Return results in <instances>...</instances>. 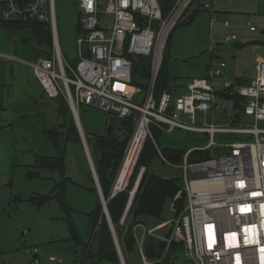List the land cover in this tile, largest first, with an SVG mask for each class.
Here are the masks:
<instances>
[{"label":"built area","instance_id":"1","mask_svg":"<svg viewBox=\"0 0 264 264\" xmlns=\"http://www.w3.org/2000/svg\"><path fill=\"white\" fill-rule=\"evenodd\" d=\"M172 1L165 10L162 0H107L105 6L102 0H77L80 18L75 64L64 59L55 0H0V7L3 22L38 21L50 26L52 56L28 62L50 97L63 95L76 117L82 104L119 118L134 116L124 159L131 144L138 141L136 161L120 188L116 187L118 173L114 182L117 193L128 186L148 138L164 157L153 127L207 136L205 144L188 148L179 164L164 157L169 165L183 171L184 184L174 201L185 195V205L178 211L172 202L171 218L153 228L141 225V248L146 235H154L168 243L183 242L190 264H264V56L257 59L258 72L249 82L224 81L226 62L213 60L206 75L182 86L181 94L176 86L157 97L156 82L168 39L197 0ZM218 2L205 0L198 6L214 13ZM101 15L112 18L109 33ZM215 21L211 18V26ZM224 25L229 26V21ZM236 39L237 35H228L225 42ZM138 56L148 58L151 64L146 86L133 82ZM3 59L16 57L0 53ZM219 97L234 100L233 115L215 117L221 108L216 102ZM196 150H210L216 155L191 160ZM144 171L142 167L131 196ZM166 227L172 228L170 237L158 233ZM38 252V248L28 250L34 255Z\"/></svg>","mask_w":264,"mask_h":264},{"label":"rangeland","instance_id":"2","mask_svg":"<svg viewBox=\"0 0 264 264\" xmlns=\"http://www.w3.org/2000/svg\"><path fill=\"white\" fill-rule=\"evenodd\" d=\"M204 1L197 0L191 5L173 29L166 48V73L170 82L179 87L178 94L182 93V86L194 78L204 76L206 65L212 57L215 61L226 62L224 81L234 82L242 77L249 82L255 77L253 75L258 64L256 58L264 56V0H218L214 13L198 6L199 2ZM55 2L64 59L75 64L78 59L76 38L80 18L78 2ZM106 3L107 0H102L103 6ZM195 10H199L198 13L190 17ZM211 18L216 20L212 26ZM101 19L103 25L109 27L106 29L109 33L112 26L111 16L101 15ZM225 20L229 21V26H224ZM250 26L255 27V31H251ZM234 34L237 35L236 40L224 42L228 35ZM217 42L225 44L218 45ZM38 48L34 26H7L1 20L0 7V53L35 61L40 56ZM21 65L29 67L28 64ZM45 98L36 101L37 116L43 124L41 128L53 129L58 126L61 131L58 136L59 148L54 136L52 138L49 134L48 137L44 135L47 142L45 154L63 152L64 180L59 171L47 167L18 170L21 173L16 174L15 181L11 183L0 180V255L11 258L14 264H36L37 261L38 264L55 263L50 261L51 255L62 258L64 264H111L95 255L99 249L96 237L98 224L96 227L91 214L100 196L93 190L94 177L85 146L83 142L67 139L64 134L66 129L60 126L64 119L57 109L58 101L49 96ZM216 102L221 104V108L215 113L217 119L234 114L233 99L219 97ZM71 115L72 112L68 110V121ZM79 116L87 143L92 141L93 136L104 134L110 120L108 113L83 104L79 107ZM155 137L161 148L177 150L202 145L207 141L205 134L181 129L155 133ZM210 155L213 157L216 153L211 151ZM28 169L33 172L28 173ZM150 170L165 178H178V182L184 184L182 169L169 165L160 153L153 160ZM57 184L64 186L65 204L58 198L60 193L50 194L59 189ZM43 195H49V198L42 200ZM171 207L172 201H168L163 212L164 219L172 217ZM71 225L74 226L78 238L75 237ZM146 225L147 228H153L158 222L150 221ZM142 229L143 227L138 229L139 237H142ZM160 230L158 233L162 234ZM1 244L7 251L2 249ZM35 248L39 249L37 258L33 253H28V250ZM44 251L47 252L45 255ZM177 256L176 264H190L183 250ZM131 264H138L135 256L134 259L131 256Z\"/></svg>","mask_w":264,"mask_h":264},{"label":"trees","instance_id":"3","mask_svg":"<svg viewBox=\"0 0 264 264\" xmlns=\"http://www.w3.org/2000/svg\"><path fill=\"white\" fill-rule=\"evenodd\" d=\"M162 2L165 10L169 7V5H171V3H173L172 0H162ZM198 11L199 10H195L190 17H194V15L198 13ZM3 23L7 26L11 24L15 26H20L22 24L33 25L39 42V48L37 52L40 56L43 57L52 56L53 37L51 28L47 23L38 21H18L12 23ZM78 29L79 27L77 28V30ZM170 38L171 35L168 39V42ZM136 59L137 62L133 66V82L142 86H146V79L150 76L151 64L149 62V59L143 56H138ZM165 60L166 56H164L162 67L160 69V73L156 82L155 93L157 97H160V95L164 91H174L176 88V85H173L170 82L168 74L166 73ZM241 79L242 78H240L239 80ZM242 81L247 82L245 80ZM54 99H56L59 103L57 109L59 111V114L64 119L63 125L61 124L60 126H64V128L66 129L64 134H66L67 139L75 140L77 142L79 141L82 143V139L73 113L69 121L66 118L67 111L69 110L70 112H72L67 100L63 95L55 97ZM58 128L59 127L57 126L54 129L48 130L47 134H49L51 137L55 136L57 133L61 134ZM133 130V115L126 118H119L116 115H110V120L107 124L105 133L102 135H95L92 137L91 142L88 141V145L90 147V151L92 153L99 177V182L101 184L105 198L109 199V213L126 264H131V256H133V259L134 256L137 258L138 264H146V262L149 264H176V261L178 259L177 253L182 250L184 251L183 242L172 240L170 243H168V241L157 236L146 235L141 248L138 241V229L143 226L147 228V222L157 221L158 224H160L168 220L163 218L164 208L168 201L174 202L178 211H181L184 208L186 201L185 195H183L182 198L174 201V197L177 191L182 186L178 182V178H165L150 170L153 160L159 156L158 148L151 138H148L143 146L128 186L124 190L119 191L111 197V191L121 168L122 161L125 155V149L129 143ZM53 131L54 134L52 133ZM153 132L155 136V133L163 131H161L157 127H153ZM155 140L158 143L157 137H155ZM158 146L164 157L170 162L176 164L182 162L184 153L187 150L161 148L159 143ZM210 152V150H196L191 154V160L207 159L211 157ZM38 162L40 165L43 164L52 168L58 167L62 172L64 171V157L63 152L61 151L58 152V156H56L55 158H41ZM142 167H145V171L129 205V201L131 199V191L136 183ZM93 190L97 191L95 187L93 188ZM64 192L65 190L63 188V190L60 191V195L58 197L63 204H65ZM48 198L49 195H43L41 197L42 200ZM127 208L128 211L126 217L124 221H122ZM91 216L96 227L98 224V227L96 229V237L98 238L99 249L95 255H97L100 259L108 260L111 264H122L110 224L103 212V203L100 199L98 200L97 206L93 210ZM71 228L75 234V237L78 238L73 225H71ZM161 230L160 232L162 233V235L166 237H170L172 234V228L170 227H166Z\"/></svg>","mask_w":264,"mask_h":264},{"label":"crops","instance_id":"4","mask_svg":"<svg viewBox=\"0 0 264 264\" xmlns=\"http://www.w3.org/2000/svg\"><path fill=\"white\" fill-rule=\"evenodd\" d=\"M224 42H217V44L223 45ZM13 56L16 57V55ZM258 58L259 56L256 58V61ZM213 60L212 57L206 65V73ZM28 62L30 61L19 57H16V59L0 60V180L4 179L11 183L15 181L16 174L18 175L19 172L21 173V171L18 170H23L27 167H47L53 171L57 170L63 175L64 180V171L62 172L58 167L52 168L43 164L40 165L38 162L41 158H55L58 156V153L55 155L45 154L47 142L44 135L48 137L47 131L51 129L41 128L43 124H41L40 118L37 116L36 101L38 102V99L44 100L46 99L45 96L48 97L49 95H47L41 81L34 75L33 69ZM22 63L25 65L28 64L29 67L21 65ZM257 72L258 69L256 65L253 76H256ZM79 121L81 123L80 116ZM56 127L57 126L54 128ZM58 130L60 131L59 128ZM59 135L60 133H57L54 136L58 148ZM91 157L93 159L92 153ZM29 172H33L32 169H28V173ZM93 177L95 188L99 194L94 174ZM57 187L59 189L56 188L57 190H54L50 194L56 195V193H60L64 188L62 184H57ZM142 232H144V229H142ZM1 247L7 251V248L3 244H1ZM46 253L47 252L44 251V255ZM38 256L39 252L34 255L35 258ZM53 256L54 255H51L49 257L51 262H55L51 264H64L62 258L56 257V259H52L51 257ZM0 262L4 264H14L11 258L1 257V255ZM36 264H38V261Z\"/></svg>","mask_w":264,"mask_h":264},{"label":"water","instance_id":"5","mask_svg":"<svg viewBox=\"0 0 264 264\" xmlns=\"http://www.w3.org/2000/svg\"><path fill=\"white\" fill-rule=\"evenodd\" d=\"M74 115V114H73ZM74 118H75V121H76V125L78 127V130H79V133L81 135V139H82V142L85 146V149H86V153L89 157V160H90V163L92 165V170H93V174L95 176V179H96V184H97V188H98V191H99V194H100V199L103 203V212L104 214L106 215L107 219H108V222L110 224V227H111V231L113 233V236H114V239H115V243H116V246H117V249H118V253H119V257H120V260H121V263L122 264H126V261H125V258L123 256V253H122V249H121V246L119 244V240H118V237H117V234H116V231H115V228H114V225H113V222H112V219H111V216H110V213H109V209H108V201L109 199H106L105 198V195L103 193V190H102V187H101V184L99 182V177H98V174H97V170L95 168V165L93 163V159L91 157V153H90V150H89V147H88V144H87V141H86V137H85V133L83 131V128H82V125L79 121V117H76V115H74ZM117 193V191L115 190V184L112 188V191H111V197L114 196L115 194ZM134 196V195H133ZM133 196H131V199L129 201V205L133 199ZM129 207V206H128ZM127 211H128V208L126 210V213L123 217V219H125L126 217V214H127ZM124 221V220H123ZM148 264V263H147Z\"/></svg>","mask_w":264,"mask_h":264},{"label":"bare ground","instance_id":"6","mask_svg":"<svg viewBox=\"0 0 264 264\" xmlns=\"http://www.w3.org/2000/svg\"><path fill=\"white\" fill-rule=\"evenodd\" d=\"M137 145H138V141L133 142L126 154V157L123 161L122 167L120 169V172L117 178V182H116L117 188L124 186L126 182L128 181V178L131 174V171L136 161Z\"/></svg>","mask_w":264,"mask_h":264}]
</instances>
